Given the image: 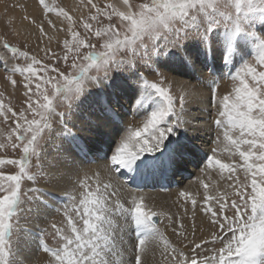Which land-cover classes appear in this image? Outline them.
<instances>
[{
	"label": "snow or ice",
	"instance_id": "1",
	"mask_svg": "<svg viewBox=\"0 0 264 264\" xmlns=\"http://www.w3.org/2000/svg\"><path fill=\"white\" fill-rule=\"evenodd\" d=\"M38 3L43 20L24 19L43 37L45 21L56 27L48 16L54 9ZM84 6L89 12L78 21L59 10L66 20V27L60 21L67 37L62 54L41 49L52 63L42 64L0 36V47L26 61L6 68L14 89L12 74L24 76L23 104L14 109L0 92V118L12 124L6 136L0 130V149L19 156L0 158V165L15 167L12 174L0 171V264H157V253L159 264H264V33L255 29L264 23V0H119L102 6L87 0ZM248 43L252 56L233 64ZM219 49L225 70L217 74L201 55L215 57ZM173 62L193 78L174 75L168 70ZM114 73L136 89L132 117L139 126L125 123L110 155L99 160L104 163L86 169L80 159L87 145L77 127L99 126L118 112L104 94L87 111L82 105L94 89L110 88ZM221 77L232 81L222 96ZM213 129L215 146L201 171L214 169L218 180L200 179L202 194L187 188L177 193L185 216L191 206L189 240L181 217L150 203L125 171L172 172L188 146L170 137ZM198 206L211 223L206 238L195 236ZM165 220L179 243L161 230Z\"/></svg>",
	"mask_w": 264,
	"mask_h": 264
},
{
	"label": "bare ground",
	"instance_id": "2",
	"mask_svg": "<svg viewBox=\"0 0 264 264\" xmlns=\"http://www.w3.org/2000/svg\"><path fill=\"white\" fill-rule=\"evenodd\" d=\"M111 1L113 4L119 2V0ZM16 2L19 4V0H16ZM36 2V0H28L23 4L22 8L20 4V6L14 11L8 10L6 8L4 9L2 5H0V12H3L6 16L11 17V21L13 23L12 31L16 35L15 37H20L22 40L26 41L33 49L37 50L39 48H43L46 45L43 43L47 42L51 46L53 45V42H56L58 39H62L65 36V31L59 29V26H62L60 23V21L62 20L60 18L48 15L49 19L53 20L56 27L51 28L45 21L44 28L47 35L41 37L39 30L34 25L30 24L29 21L24 19V17L27 15L28 17L35 19L38 23L43 20V15L39 14L40 9L39 7H37ZM2 3V0H0V4ZM65 3L70 8L75 9L74 1L65 0ZM81 12H78V10L75 9V11L73 12L74 17H77V13L81 14ZM64 27H66V23H64ZM261 29L262 31H264V23L261 24ZM49 36L53 37L51 41H49L48 39ZM46 46L44 48H46ZM205 55H201V61L207 62L208 64H211L213 67H215L217 69V74H219L220 69L221 71L225 70V66H223L224 62L218 61V59H221L218 52L216 53L215 57H213L211 53H206ZM3 56L4 55H1L0 53V57ZM237 57L238 56L233 59V64H236ZM0 64L3 65L2 68L4 69L10 68L9 62L5 61V59L3 62H0ZM168 70L176 76H183L189 79L193 78L192 71L186 66L179 63H171ZM207 70V68H204L205 72H207ZM16 74L18 75V77L24 78L19 72H17ZM111 85L112 86L110 88H105L104 93H101L99 89H94L92 91V95L87 97L82 105V110L87 111L89 107L94 104L96 98L101 94H104L109 98V100H115V106L118 112V115L115 118H107L105 123H102L99 126H94L91 128L86 125L81 126V128L79 126L77 127L76 130L80 132L81 137L87 145V155L84 156L82 154L80 159L81 166H84V168L86 169L96 170L100 165L104 163V161L99 160L101 158L106 159L110 155L111 147L115 144L117 137L123 131L125 123H128L133 127L139 126V118L132 117V104L136 99V89L134 87H126L124 77L120 74L118 76H114ZM218 86H220V89L218 88V92H223L225 90L231 91V80H227L224 77H221ZM193 115L198 117L200 113L194 111ZM212 116H215V112L212 113ZM77 124L79 125V120H77ZM214 135L215 129H213L212 134L210 132H204L197 133L195 136H193L192 134H184L183 132H180L177 134V136L170 137V139L172 140L179 139L182 143L188 146V154L182 161L177 164L172 172H169V176L172 175L179 181L180 185L177 188H171L167 191H159L158 189L154 191L145 190L141 187L144 180L148 179L153 182L155 174L157 176L163 175L164 177L165 174L154 172L150 168L141 172L125 171L128 174V176L126 174L125 175L128 177L129 183L133 187L142 188V194L149 198L150 203H155L157 206H162L173 213H177L181 217L182 222L188 230L189 240L193 239V236L191 235L193 224L191 206L190 204L188 205L189 211L185 216L183 209L178 206L177 193L179 190L187 188L194 196L197 193L202 194L203 188L199 183L200 179L208 182V177L211 176L212 180H218V176L214 169H209L204 173H202L201 171V169L207 167V156L211 155V148L215 146L212 143ZM219 158L226 160L227 157L221 155ZM142 159H145L146 163L151 162L150 156H146ZM137 163H140V161H137ZM139 191L140 190H138V192ZM197 198L198 200L200 199V197ZM127 199L130 200V197H127ZM194 222L196 226V238H206L207 234L212 230L211 223L208 217L202 213L199 206L195 214ZM166 225L167 221L165 220L160 224L161 230L164 231L167 236H170L169 234H172L173 236L174 234L172 233L171 228L166 227ZM197 242H199V239H197ZM177 243L179 242L177 241ZM186 244L187 241H183V243L179 244V246L183 247ZM211 246L212 245H208V247ZM185 253L187 255L191 254L190 247L185 248ZM206 254L211 255V253ZM156 261L157 264H159V253L156 254Z\"/></svg>",
	"mask_w": 264,
	"mask_h": 264
},
{
	"label": "rangeland",
	"instance_id": "3",
	"mask_svg": "<svg viewBox=\"0 0 264 264\" xmlns=\"http://www.w3.org/2000/svg\"><path fill=\"white\" fill-rule=\"evenodd\" d=\"M27 1L28 0H23V1L19 0V4H18L16 2V0H13V1L2 0L3 3L0 5H2V7L4 9L6 8L8 10L14 11L20 6V4H21V6H23V4ZM36 1H37L36 5L40 9L39 14L44 15L42 7L39 5L38 0H36ZM71 1L75 2V9L78 10V12L82 11L81 14L77 13V17H74L73 12L75 11V9L74 8L72 9L68 5H66L65 0H45V2L48 3L50 5V7L54 9L48 15L56 16L57 18H60L62 21H64V23H66V20L63 16H58V12L60 9L67 11L69 13V15H71L73 17L74 21H78V19L81 15L86 16L88 14L90 6L89 7L84 6L85 4H87V0H71ZM93 2L97 3L98 5H101V6L106 2L112 3L111 0H93ZM136 2H142V0H136ZM261 24H263V23H257L255 26V29L257 32L264 33V31H262V29H261ZM12 25H13V23L11 21V17L6 16L5 13H3V12H0V36L6 37L10 41V43L14 44L21 52L22 51H28L30 55H36L37 58L42 62V64L52 63L51 60L46 58L45 53L43 51H41V49H44V47L48 44L47 42L43 43V44H46L43 48L38 47L39 49H37V50L33 49L26 41L22 40L18 36L15 37L16 35L12 31ZM61 27L62 26H59V29H61ZM81 35H83L82 31H81ZM65 38H67V37L64 36L62 39H58L57 41H59L60 43H57V41H56V42H53V45H51V46L48 44L46 46V48H50L52 50V52H55L57 54H62V41ZM36 51H38V52H36ZM217 52L219 53V57H221V59H218V61L224 62L223 61L224 60L223 59V49H219ZM0 53H1V55H4L3 57H4L5 61L9 62V65H10L9 69H11L13 66H16V65L26 66L25 59L22 56H20L19 54H13L10 51L4 49L3 47H0ZM205 54H203V55H205ZM252 54H253V47H252L251 43H248L247 47L244 48L239 53L238 57L236 58V64L242 62L243 60L250 58L252 56ZM59 66L62 69L65 67L63 62H61ZM223 66H225V64ZM2 67H3V65L0 64V92H2L4 94L5 102H7L8 100H11L12 101V107L14 109H18L23 104V100H24L23 92L25 91L24 83H26V81L24 78L18 77V75L16 73L12 74L13 78L17 81V85L14 89L11 82L6 79V77L10 74V72L7 71L6 69L2 68ZM34 67L37 68V75H40L41 74L40 73V65H34ZM220 72H221V69H220ZM113 75L118 76L119 74L114 73ZM22 77H24V76H22ZM148 78L149 79H155V77L152 76L151 74H148ZM224 78L229 80L227 77H224ZM33 88H34V85H33ZM218 88L220 89V86H218ZM231 89H232V81H231ZM223 92H219V94L222 96V95L229 93L230 91L225 90ZM11 126H12L11 122H9V124L6 125L3 123L2 118H0V130H4L5 136L7 134V130H9ZM0 158L18 159L19 156H18L17 152H12L11 150L5 151L3 149H0ZM0 171L4 172L6 175L12 174L15 171V167L10 166V165H0ZM169 235H170V236H168L169 239L171 241H173L174 243H177L176 236L173 235L174 236L173 237L172 234H169Z\"/></svg>",
	"mask_w": 264,
	"mask_h": 264
}]
</instances>
